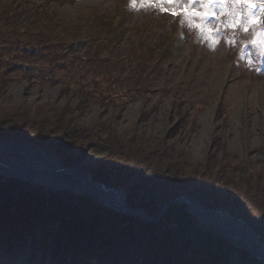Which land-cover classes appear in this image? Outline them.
<instances>
[{"label": "rangeland", "instance_id": "rangeland-1", "mask_svg": "<svg viewBox=\"0 0 264 264\" xmlns=\"http://www.w3.org/2000/svg\"><path fill=\"white\" fill-rule=\"evenodd\" d=\"M6 14L10 15V20L15 16L18 21H24L17 28L12 25L7 30L0 29V56L4 54L10 57V62L0 60L3 68L0 75L5 68L14 64L13 55L17 54L21 59L18 44L26 41L28 30L33 29L29 26L35 21L43 25L46 23L49 29L55 28L56 36L63 38L67 44L73 43L75 65L68 67V75L85 73L77 70L84 64H89L92 71L75 79L70 77L76 90L65 92V83H32L19 70L10 69L11 72L7 73L10 81L0 79V107L17 111L22 105L53 108L87 103L82 114L79 115V109L72 111L74 115H79V124L91 126L93 122L105 119L112 121L120 132L136 128L152 140L168 145L173 143L176 146L173 152L182 155V161L185 159L182 164L188 170L198 168L206 171L215 164V170L230 169L236 176H244L248 186H256L264 179V0H0V27L6 21ZM123 18L124 22L117 21ZM114 21L119 33L114 38L112 34L113 41L109 47L99 53V36L110 32L109 26L113 27ZM28 39L32 37L28 36ZM146 49L153 50L149 64L154 63L158 68L151 69L145 91L137 90L140 85L136 84L133 91H120L119 95H114L112 88L102 87L99 80L103 77L101 70L110 66V55L122 56L125 67L121 66V69H124L125 76H130L137 67L136 63L133 66L127 63L129 57L137 53L145 54ZM99 55L107 59L105 64L99 62ZM43 61L47 59H39V62ZM40 65L36 61L27 68L37 77ZM46 66L47 62L41 68ZM55 66L54 70L62 67L60 63H55ZM61 75L57 71V76ZM95 78H98L97 81ZM109 80L110 77L106 78L107 82ZM93 82L96 85L90 88ZM121 82L125 84L126 79ZM81 84L85 88L83 90L90 89L94 97L79 92ZM127 84L134 85V82ZM96 86L99 91L95 90ZM120 88H125V85L116 89ZM98 158L89 149L84 159L69 166L91 170L97 166ZM250 176L253 181H249ZM17 179L30 183L32 187L66 191L72 196L94 197L81 193L77 186ZM75 206L80 208V203ZM20 208H26L25 204L22 203ZM210 212L219 216L232 234L242 233L237 222L254 234L252 226L234 217L227 209L217 206ZM17 213H20L19 217H26L22 215L24 211ZM122 213L121 218L128 224L127 212ZM33 214H29V217L39 218L37 212ZM42 214V220L38 222H41L44 231L49 229L53 222L51 220L59 221L58 218H48L45 213ZM74 215L69 217L78 219L66 221L65 226L70 228L61 233L62 240L66 243H89L91 236H97L89 222L94 217L78 216L77 212ZM132 215L134 236H139V241L135 247H131L130 257L137 263L139 252L142 254L149 247L155 251L159 247V240L184 228L185 222L179 225L174 221L166 222L165 215L158 221H142L136 214ZM87 216L90 218L87 219ZM119 218L117 213L103 211L96 217L103 242L114 241L116 237L124 235L119 231L122 225ZM193 223L198 228L193 229L190 223L187 233L191 229L201 230L198 221ZM204 224L201 225L203 231L214 227ZM25 238L29 244L25 264H71L66 259L72 263L78 262L79 257L85 254L81 249H78L79 253H83L81 256L71 251L64 263L60 255H43L30 234ZM112 244L114 249L111 253L116 256L120 243L114 241ZM106 245L110 246L108 243ZM124 253L122 251L121 256ZM83 259L92 264H113L114 261L112 258L111 261L101 262L99 255L92 254L83 256ZM217 262L215 264H219Z\"/></svg>", "mask_w": 264, "mask_h": 264}, {"label": "trees", "instance_id": "trees-1", "mask_svg": "<svg viewBox=\"0 0 264 264\" xmlns=\"http://www.w3.org/2000/svg\"><path fill=\"white\" fill-rule=\"evenodd\" d=\"M14 17L10 20V15L6 14V21L0 29L7 30L12 25L17 28L24 21H18ZM45 24H38L35 21L29 26L33 27L32 30L27 28L28 36L32 39H28L26 36V41L18 44L22 53L21 59L17 54L13 55L12 62L14 64L5 68L0 79L10 81L7 73L11 72L10 69H16L32 83H65L67 84L65 92H70L75 88V85L71 84L69 78L75 79L92 69L88 66L89 64H84L77 70L85 73H78L77 76L68 75L70 73L68 67L75 65L73 43L67 44L63 38L55 35L56 31L53 30L55 28L49 29ZM109 28L110 32L99 36V53L105 52L113 38L117 37L112 26ZM114 33L115 36L112 38L111 35ZM109 50L111 49L109 48ZM152 51V49H146L145 54L137 53L135 56L129 57L130 61L127 63L131 66L136 63L137 67V70L132 71L130 76H125L124 69H121V66L125 67V60L122 56L110 55L108 62L110 66H105V70H101L103 77L99 80L102 87L112 88L111 91L113 90L112 94L114 93V95H119L120 91H133L136 84L140 85L136 88L137 90L145 91L148 88L146 82L147 78H150L151 69L158 68V65L154 63L149 64ZM0 57L3 62L10 60V57L7 58L4 54H1ZM44 58L47 61L39 62V59L42 61ZM106 60L105 57L99 55L100 63L102 61L105 64ZM36 61L41 64L38 67L39 76L37 77L33 76L27 68ZM46 62L47 66L41 68ZM55 63L62 65L60 70L59 68L54 70ZM0 69L3 70L1 64ZM57 71L62 73L60 77L57 76ZM109 77L111 80L107 82L106 78ZM95 79L97 81L98 78ZM125 79L126 83L134 82V85L123 84L121 81ZM118 84L119 86L125 85V88L117 90ZM94 85L96 82L91 83L90 88ZM83 89L85 88L81 87L78 91L94 97V93L90 89H88L89 92ZM95 90L99 91L97 86ZM86 107L87 103H77L72 107L67 104L64 107L61 105L53 108L47 106L24 107L22 105L17 111L0 107V137L28 140L36 145H46L62 157L66 166L76 164L86 157L89 149L93 150L100 159L98 158L97 166L90 170L91 174L95 179L104 181L111 186L122 187L127 192L129 205L138 208L141 206L155 217L160 214L166 201L183 194L197 200L207 210L215 209L217 206L227 209L234 217L252 226L254 235L258 236L264 244V179L255 184L256 186H248L244 176L238 177L230 169L215 170V164L206 171H201L198 168L188 170L182 164L185 161V159L182 161V155L173 152L176 148L173 143L168 145L163 141L152 140L146 133L136 128L120 132V129L116 128L112 121L105 119L95 121L91 126L79 124L77 119ZM75 110L79 111V115L73 114L72 111ZM250 178L249 181H253V177L250 176ZM32 186L15 177L0 176V264H25L24 258L29 249L25 237L29 234L33 238V243L42 250L43 255H60L64 263L65 257L70 256L71 251H76L81 256L83 253H79L78 250L81 249L85 252L83 256L99 255L101 262L111 261L113 258V264H215L217 261L219 264H240L241 262V264H263L249 250L240 246L220 230L211 227L207 231H203L201 228V225L204 224L203 220L190 214L179 202L171 204L164 214L167 217L165 218L166 222L174 221L179 225L189 219L191 227L194 229L198 226L193 222L198 221L201 230L193 231L191 229L187 233L188 231L184 227L185 229L182 228L180 232H172L171 236L159 240V247L155 251L149 247L152 245H149V248L142 254L138 251L139 263H137V260H132L130 257L131 247H135V243L139 241V236H134L135 223L132 214L125 213L129 221L126 224L121 218V214L124 213L104 207L105 205L94 197L72 196L66 191L58 192L45 187ZM82 200L87 202H82ZM22 203L26 206L23 208L25 210L20 208ZM78 203H80V208L75 206ZM14 210L21 213L24 211L22 215L26 217H19L20 213L14 212ZM101 211L104 213L114 212L117 213V217L120 216L119 221L122 225L119 231L124 235H121V238L118 236L114 240L117 241V244L120 243V251L115 253L116 256H112L111 253L114 249L111 247L114 241L111 239L112 242H107L109 245L111 243L108 246L100 237L99 222L96 217L100 215ZM36 212L39 216L38 219L29 217V214ZM62 212H67V214L64 215ZM76 212L78 216L84 214L90 215L92 219L94 217L89 222L92 223L91 229H94L97 236H91L89 243L77 244L75 241L66 243L62 240L61 233L70 228L65 226L66 221L78 219L69 217L74 213L76 216ZM42 213H45L48 218H58L59 221L51 220L53 222L49 225V229L44 231L41 222H38L42 220ZM33 216L35 217L34 214ZM59 216L61 217L59 218ZM90 216H87V219ZM83 220L85 219L83 218ZM156 231L158 232L157 229ZM112 232L115 233V230ZM147 235L151 234L147 233ZM122 251L125 252L123 256L120 254ZM83 256L79 257L80 264H92L90 261L84 260ZM66 261L71 264H79L78 262L72 263L68 259Z\"/></svg>", "mask_w": 264, "mask_h": 264}, {"label": "water", "instance_id": "water-1", "mask_svg": "<svg viewBox=\"0 0 264 264\" xmlns=\"http://www.w3.org/2000/svg\"><path fill=\"white\" fill-rule=\"evenodd\" d=\"M0 176H13L26 181H50L57 186H77L82 191L81 193L94 196L98 202L106 206H115L114 208L118 210L136 214L141 219L149 221H158L168 211L171 204L179 202L185 204L191 214L203 220L204 223L216 227L227 237L249 250L264 264V247L261 239L250 234L244 225L237 222L242 233L232 234L222 224L219 216L205 209L197 200L183 194L166 201L160 214L154 218L143 208L139 209L129 205L127 193L122 187L111 186L95 179L91 171L82 166H66L61 156L46 145H35L28 140L0 137ZM190 222L191 220L188 219L183 224L186 229Z\"/></svg>", "mask_w": 264, "mask_h": 264}, {"label": "bare ground", "instance_id": "bare-ground-1", "mask_svg": "<svg viewBox=\"0 0 264 264\" xmlns=\"http://www.w3.org/2000/svg\"><path fill=\"white\" fill-rule=\"evenodd\" d=\"M85 189H87V188H85ZM100 203H101V202H100ZM102 204H103V203H102ZM110 204H111V203H110ZM103 205H104V204H103ZM113 205H114V204H113ZM105 206H106V205H105ZM107 207H109V208H111V209H115V210H117V211H120V212H122L121 210H118V209L114 208L115 206H114V207H113V206H111V207H110V206H107Z\"/></svg>", "mask_w": 264, "mask_h": 264}]
</instances>
